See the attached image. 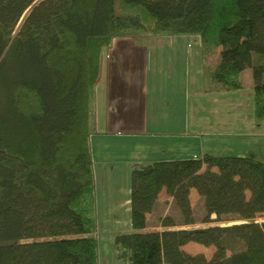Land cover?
Wrapping results in <instances>:
<instances>
[{"label":"trees","instance_id":"trees-1","mask_svg":"<svg viewBox=\"0 0 264 264\" xmlns=\"http://www.w3.org/2000/svg\"><path fill=\"white\" fill-rule=\"evenodd\" d=\"M122 1L154 24L118 15L116 0H0V264H99L91 137L103 50L116 37L192 35L221 47L206 90H241L250 69L264 120V0ZM192 188L203 222L216 225L176 229L165 216L146 230L163 189L182 225L195 224ZM130 206L132 230L114 238L118 264H264V161L254 156L136 163ZM189 242L215 250L192 254Z\"/></svg>","mask_w":264,"mask_h":264},{"label":"rangeland","instance_id":"rangeland-1","mask_svg":"<svg viewBox=\"0 0 264 264\" xmlns=\"http://www.w3.org/2000/svg\"><path fill=\"white\" fill-rule=\"evenodd\" d=\"M115 9L118 15H140L145 24L149 27L154 24L153 17L148 14L143 6H130L125 4L122 0H116ZM170 39L168 44H161L159 50L158 48L152 50L153 47L146 45L147 43L145 42L139 45L141 48L133 49V42H128V39H121L117 44H115L117 39H113L112 43L103 50V74L100 83H98L96 87V98L94 101L100 120L98 130L106 135L103 137L106 138V141H120L126 138L125 141H127V144L121 145L122 153H118L115 156L113 151L110 150L111 154L107 156L103 153L106 151L102 143H98L97 139H92L93 149H95V155L93 157L97 195V229L95 236L98 240L99 264H118L114 249V238L120 232L124 233L132 230L130 200L127 201V199H130V192L127 193L125 190L121 189V192L117 193V190L121 187L126 188L131 180L128 170L132 167L129 157H131L133 153H131L128 148L133 146V138L130 139L128 136L133 137V134L130 133L133 131V115H129L127 112L118 113V102L114 100V104H112L109 99L106 98L108 87L104 83V80L108 83V80L115 75L120 82L118 89L129 97L127 99L132 98L133 89H135L136 93L138 92V95L142 97L144 102L145 100L150 101V114L153 113L155 116L156 114H159L161 117L164 116L162 119L168 114L171 115L173 111L176 112L178 106H185V119L188 120L189 113L192 112V108L194 107L193 100L197 89H210L215 85L213 71L220 61V53L216 51L217 47L214 44H203L198 36H174ZM202 45H205L204 48H202ZM161 56L163 60L164 57H166L167 60L165 59L166 61L161 63L162 66H157L156 63L161 62L159 60ZM147 58L149 63L147 62ZM113 62L115 69L110 71L109 75L107 74L108 65ZM143 62L145 63L142 64ZM161 70L162 72L160 75ZM248 70L249 73H251V70ZM240 76L245 84V87L240 93H244L243 96L245 98L250 91L248 80L246 74H241ZM157 79L160 81L156 86V88L159 87V90L153 92V89L150 88L147 93V80L151 82ZM162 89H164L163 92ZM109 104H112V106L110 107ZM246 110L247 108L245 105L242 111L243 117L247 119L248 114V119H250L251 112L249 114ZM116 115L118 117L114 124L115 129H110L107 132L104 128L106 121L111 120L108 119V117ZM151 116L152 114L149 115L150 119L152 118ZM160 116H158L156 121L161 120ZM253 119L252 117V122ZM140 120L141 118L139 119L137 116L134 118V122ZM259 123L260 126L258 129H261V135L264 139V124H261L263 121ZM147 125L146 123L145 127ZM153 125L154 124L151 123V128H153ZM258 144L259 146H255V149L252 148L250 152L247 151L246 154L264 161V145L262 139L258 141ZM166 152L162 153L160 150H154L150 154L151 157L149 159L140 160H145L148 163L154 160H164L163 158H179L174 157V155L170 153L166 154ZM100 153L104 154L103 158L100 157ZM107 162L109 163L106 164ZM190 200L192 207L191 216L195 224L182 225L184 218L174 199L168 201L163 199L149 215L148 230L161 229L160 221L165 216H170L179 224L175 227L176 229H195L216 225V223L203 222L207 214L204 198L200 196L194 188L193 194L190 195ZM214 217L215 215H212V218ZM230 224H232V222ZM197 244L195 242H189L184 246V249L192 254L202 252L207 258L212 256L215 250L213 246L207 247Z\"/></svg>","mask_w":264,"mask_h":264},{"label":"crops","instance_id":"crops-1","mask_svg":"<svg viewBox=\"0 0 264 264\" xmlns=\"http://www.w3.org/2000/svg\"><path fill=\"white\" fill-rule=\"evenodd\" d=\"M170 38L171 36L166 37L149 35L116 37L115 39L117 40L115 44H117V42L121 39H128V42H133V49L141 48L139 45L143 44L142 42H145L147 43L146 45L153 47L152 50H156L157 48L159 50L161 44H168V42L171 40ZM202 48H204V46ZM216 51L220 53L221 47H217ZM165 59L167 60L166 57H164L163 60V57L161 56L159 58L161 62L156 63L157 66H162L161 63L166 61ZM147 62L149 63L148 58ZM144 63L145 62H143L142 64ZM114 69L115 68L113 62L108 65L107 74L110 75V71ZM161 72L162 70L160 71V75ZM102 74L103 65L101 67L100 79L98 83H100L101 81ZM241 74H246V78L248 80L250 91L248 92L247 97L244 98V93H240L243 89L235 91L208 92L206 89L201 90V88H198L195 92V97L193 100L194 107L192 108V112L189 113L188 120L185 119V106H178L176 112L173 111L171 115L168 114L164 119H162L164 116L161 117L159 114H156L155 116V114L151 113L152 118L150 119V101L145 100L144 102L142 97L138 95V92L136 93L135 89H133L132 98L127 99L129 97L127 95H124V93L118 89V87L120 86V82L115 75H113V77L108 80V83H106V81L104 80V83L108 87L106 98H108L112 104H114V100L118 102V113L121 114L127 112L129 115H133V131L130 132L131 134H133V137L128 136V138L130 139L133 138V146H131V148H128L131 153H133L131 157H129L132 166L128 170L130 177L133 165L136 163L146 164L147 162L145 160L140 159H149L151 157L150 154L154 150H160L162 153H165L167 151L166 154L170 153L171 155H174V157L179 158H163L164 160H154L152 162L186 159L181 157L202 158L205 154L214 156H249V154H246V152H250L252 148H254L255 146H259L258 141L260 139H262V143L264 145V139L261 135V129H258L260 123L257 121L255 116V105L252 90V74L249 73L248 68L246 70H243ZM158 82H160L158 79L154 81L152 80L151 82L147 80V93L149 92L150 88L153 89V92H157L159 90V87L156 88ZM164 89H162V92ZM112 104H109V106L111 107ZM245 105L247 108L246 111L249 114L251 112L250 119H248V114L247 119L243 117L242 111ZM136 116L139 119L141 118V120L134 122V118ZM158 116H160L161 120L156 121ZM117 117V115L108 117V119L111 120L106 121V125L104 128L107 132L110 129H115L114 124L116 123ZM252 117L254 118L253 122ZM99 121L100 120L97 114V110L95 108V132L91 137L92 156L94 157L95 155V149H93L94 147L92 145L93 138L97 139L98 143H102V146H104V149L106 151L103 153H105L107 156H110L111 151H113V154L115 156L118 153H122L123 151L121 150V145L127 144V141H125L126 138H123L120 141H106V138H103L106 135L103 132H99L98 130L100 124ZM146 123L148 125L145 127ZM151 123L154 124L153 128H151ZM261 124H264V120ZM103 153H100L101 158L104 157ZM108 163L109 162H107L106 164ZM121 189L125 190L127 193L130 192L131 197V180L129 185L127 184L126 188H118L117 193L121 192ZM192 194L193 188L190 190V195ZM163 199L166 201L173 199L171 196H168L166 194L165 189H163L159 194V198L157 200V203L155 204L154 209H156L158 204L161 203ZM129 200L130 199H127V201ZM149 215L150 214H148L147 216L148 218ZM148 228L149 227H147L146 230H148Z\"/></svg>","mask_w":264,"mask_h":264}]
</instances>
